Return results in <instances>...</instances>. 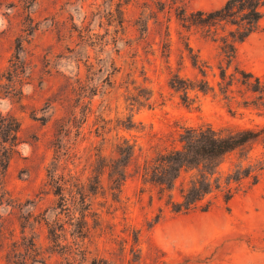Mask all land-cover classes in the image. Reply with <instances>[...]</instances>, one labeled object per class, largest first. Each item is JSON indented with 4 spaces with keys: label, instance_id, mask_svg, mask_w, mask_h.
I'll use <instances>...</instances> for the list:
<instances>
[{
    "label": "rangeland",
    "instance_id": "obj_1",
    "mask_svg": "<svg viewBox=\"0 0 264 264\" xmlns=\"http://www.w3.org/2000/svg\"><path fill=\"white\" fill-rule=\"evenodd\" d=\"M223 2L0 0V116L15 117L18 124L16 144L0 142L7 157L0 177V264H65L48 241L47 227L57 229L67 219L53 208L57 196L46 169H55L62 182L68 170L75 172L87 188L96 154L107 161L122 138L135 141L140 157L182 126L208 124L226 132L264 123L263 112L241 105L246 94L235 88L231 100L218 94L211 73L224 61L216 43L194 28L184 30L173 10L176 5L186 12L208 10ZM185 42L205 62L214 85L213 92L187 90V101L168 84L173 74L191 79L196 73ZM235 63L262 78L264 29L236 45ZM130 113L135 128L126 130L121 122ZM72 115L74 127L62 140L72 155L55 167L50 163L57 126ZM99 180L86 200L87 260L264 264V171L256 185L228 203L178 215L135 175L123 182L117 202L109 197L105 170ZM131 229L138 233L135 261L128 254ZM70 240L66 233L64 242Z\"/></svg>",
    "mask_w": 264,
    "mask_h": 264
},
{
    "label": "trees",
    "instance_id": "obj_2",
    "mask_svg": "<svg viewBox=\"0 0 264 264\" xmlns=\"http://www.w3.org/2000/svg\"><path fill=\"white\" fill-rule=\"evenodd\" d=\"M167 8L170 9L171 6ZM173 10L184 30L194 28L216 43L224 61L223 66H216L217 73H211L212 77H217L214 85L218 94L223 99L231 100L235 88L241 96L246 94L241 104L243 107L249 106L264 113V75L261 78L244 71L235 63L236 45L264 29L261 27L264 0H224L215 8L190 12L176 5ZM183 45L187 50L189 64L196 73L191 79L173 74L168 84L177 91H182V100L187 101L190 100L187 90L213 92L214 85L207 78L208 67L205 62L199 59L187 42ZM148 99L149 96L143 98L144 101ZM74 117L72 115L67 120H61L57 126L53 141L56 154L50 163L55 167L61 160L66 162L72 155V151H69L71 147L64 148L62 140L67 137L70 127H74ZM121 126L126 130L135 128L131 113L121 122ZM17 130L15 117L0 116V142L9 139V145L14 146ZM163 138L164 135L158 137V140ZM129 141L122 138L114 148V156L107 161L102 160L100 153L96 154L93 174L87 180V188L82 185L75 172L68 170L67 180L62 182L63 177L57 176L55 169H46L48 184L57 196L53 208L59 211L57 214H63L67 219L57 229L47 227L48 241L52 249L62 256L65 264H107L105 258L92 257L87 260V251L82 242L88 231L85 221L87 195L97 187L100 181L99 171H106V189L112 201H119L123 182L130 175H135L141 187L146 186L149 191H153L156 200L163 201V205L174 215L204 212L218 202L226 204L233 196L256 185L264 171V123L258 127L226 132L216 130L208 124L182 126L170 141L150 145L140 157L135 155V141ZM60 151L62 152L59 153ZM6 158L0 152V177L3 176ZM139 191L141 193L142 188ZM64 223L71 226V229L67 231ZM66 233L72 238L69 243L64 242ZM128 236L131 237L128 254L135 261L139 259L138 233L131 229ZM32 251L27 246V256H31Z\"/></svg>",
    "mask_w": 264,
    "mask_h": 264
}]
</instances>
